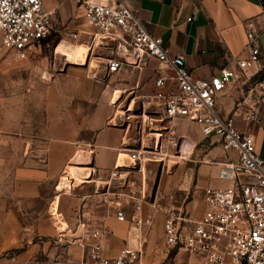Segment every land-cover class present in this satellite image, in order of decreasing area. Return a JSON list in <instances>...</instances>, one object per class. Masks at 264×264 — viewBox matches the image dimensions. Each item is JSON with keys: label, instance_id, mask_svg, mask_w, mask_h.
Segmentation results:
<instances>
[{"label": "crops", "instance_id": "crops-1", "mask_svg": "<svg viewBox=\"0 0 264 264\" xmlns=\"http://www.w3.org/2000/svg\"><path fill=\"white\" fill-rule=\"evenodd\" d=\"M125 2L154 36L162 38L171 56L185 59L186 68L196 78H210L224 68L238 70L237 61L249 54L245 21L262 11L259 0ZM263 26L264 22L257 20L264 56ZM87 27L90 32L88 24ZM62 42L76 46L85 57L76 61L60 53L68 61L55 79L62 90L63 100L45 105L44 129L38 135L34 149L37 152L35 165L12 171L28 176L24 181L10 185V191L0 193V264H52L58 257L68 260L69 264L89 260L88 247L56 240L65 226L72 230L76 227L82 196L87 192L91 196L85 201L86 209L103 219L105 225L104 255L113 257L122 248L135 245L139 238H143L147 240L144 248L145 260L149 264H178L176 261L184 252H175L170 257L160 252L164 239L161 213H153L151 207L145 205L144 212L151 213L156 219V226L145 235L128 222L117 219L115 209L103 202L104 196L100 192L93 193L95 184H84L81 172L89 168L69 165L81 152L85 159L77 162L85 163L92 151L95 167L100 172L108 171L121 163L124 153L120 149L126 142H131L139 134H142L143 141H147L162 130L165 124L163 108L150 98L155 91L156 79L164 74L174 75V71L154 59L136 65L134 59L121 50L125 47L118 48L116 43L106 48L92 40L93 54L88 55L89 44L62 40L56 53H59ZM111 56L124 60V68L108 73V58ZM249 74L252 77L258 75L255 69ZM175 85V80L166 82V88ZM242 92L240 82L228 85L217 96L216 108L223 118L232 119L240 131L255 138L257 152L264 158V100L255 109L254 118L246 120L243 115H234L235 102ZM177 134L184 146L204 142L205 150L196 169L192 199L175 209L185 211L191 221H196L208 210L205 188L229 186V181L218 177V171L224 163L236 160L237 153L225 150L219 136L204 135L200 126L192 121H182ZM65 170L67 175L63 177ZM133 177L138 184L143 181L147 184V172L144 179L141 173H135ZM70 178L74 179L73 183ZM65 185L77 189L72 193L64 192L62 187ZM156 186L155 194L150 197L155 206L157 200L178 187L164 176ZM191 225L188 223L189 227ZM92 241L88 239V242ZM192 258H197L200 264L198 255L189 254V261Z\"/></svg>", "mask_w": 264, "mask_h": 264}, {"label": "built area", "instance_id": "built-area-1", "mask_svg": "<svg viewBox=\"0 0 264 264\" xmlns=\"http://www.w3.org/2000/svg\"><path fill=\"white\" fill-rule=\"evenodd\" d=\"M71 1L84 11L91 28L87 35L98 45L109 48L116 43L118 48L125 47L121 50L128 53L136 65L154 59L174 71V75L164 74L156 79L150 98L163 108V129L147 141L139 134L126 142L120 149L124 153L121 163L108 171L100 172L95 167L90 151L85 162L89 173L84 177V184H95L93 193L100 192L104 196L103 202L115 209L117 219L146 235L154 216L144 212L145 205H155L150 201L147 184L144 181L138 184L133 175L141 173L144 179L147 162L165 159L172 149L175 154L183 155L185 146L177 129L182 121L195 122L204 135L219 136L222 147L235 151L237 159L224 163L218 171V177L229 181V186L205 188L208 210L201 218L191 221L183 210L173 209L168 213L160 252L168 257L179 251L198 255L200 264H264V158L257 152L255 138L240 131L232 119L223 118L216 108L219 93L237 81L243 92L235 102L234 115L250 120L264 100V76L256 79L249 74L251 69L264 73L257 28V20L264 22V0H259L261 13L244 24L248 56L237 61L238 70L224 68L210 78H196L186 68L182 56H171L162 38L147 29L125 0ZM52 21L53 11L44 0H0L1 46L25 59L36 45L50 36ZM73 37L77 39L78 33ZM125 65L120 57L111 56L108 73L117 72ZM168 80H175L176 85L166 88ZM63 174V177L67 175V170ZM70 179L73 183L74 179ZM76 189L62 187V191L69 193ZM83 196L76 227L72 230L65 226L56 239L88 247L91 258L73 264H149L145 260L147 240L143 238L135 245L122 248L113 257L103 254L106 232L103 219L86 209L85 201L90 193ZM88 239L93 241L88 242ZM52 264H69V261L58 257Z\"/></svg>", "mask_w": 264, "mask_h": 264}, {"label": "rangeland", "instance_id": "rangeland-1", "mask_svg": "<svg viewBox=\"0 0 264 264\" xmlns=\"http://www.w3.org/2000/svg\"><path fill=\"white\" fill-rule=\"evenodd\" d=\"M45 4L53 11L51 34L36 45L27 58L20 59L15 52L2 47L0 43V193L10 191V185L22 182L28 176L12 171L35 165L37 152L34 149L38 144V135L43 133L45 105L63 100L62 90L55 79L68 61L66 56L56 53L59 43L62 40L74 44L86 43L90 45L88 55L93 54V39L86 34L90 29L84 11L71 0H49ZM75 33H78L77 39L73 37ZM83 55L82 59L85 57ZM183 149V155L175 154L172 149L165 159L149 161L146 165L149 197L163 176L178 186L172 193L157 200V206L148 205L153 213L158 211L163 215V230L169 209L181 208L192 199L196 169L205 150L204 142L192 143ZM84 159L81 152L69 165L86 166L84 162H77ZM88 173L84 170L81 176L85 177ZM154 219L152 228L156 226ZM188 256L184 252L183 257L176 262L199 264L197 258L189 261Z\"/></svg>", "mask_w": 264, "mask_h": 264}, {"label": "bare ground", "instance_id": "bare-ground-1", "mask_svg": "<svg viewBox=\"0 0 264 264\" xmlns=\"http://www.w3.org/2000/svg\"><path fill=\"white\" fill-rule=\"evenodd\" d=\"M58 52L68 56L69 59L71 60H78V59H82V54L80 53V51L78 50V48L76 46H71V44H66L64 42L61 43V45L58 47ZM64 187H66L67 189H69L68 185H65Z\"/></svg>", "mask_w": 264, "mask_h": 264}, {"label": "trees", "instance_id": "trees-1", "mask_svg": "<svg viewBox=\"0 0 264 264\" xmlns=\"http://www.w3.org/2000/svg\"><path fill=\"white\" fill-rule=\"evenodd\" d=\"M264 76V73H259L257 76H255L254 78H261V77H263Z\"/></svg>", "mask_w": 264, "mask_h": 264}, {"label": "water", "instance_id": "water-1", "mask_svg": "<svg viewBox=\"0 0 264 264\" xmlns=\"http://www.w3.org/2000/svg\"><path fill=\"white\" fill-rule=\"evenodd\" d=\"M157 187V186H156ZM156 187H155V189H154V191H153V194H155V192H156ZM152 200H153V198H152Z\"/></svg>", "mask_w": 264, "mask_h": 264}]
</instances>
